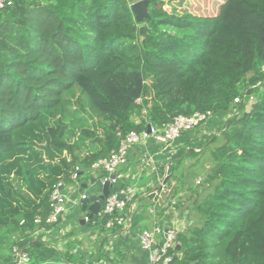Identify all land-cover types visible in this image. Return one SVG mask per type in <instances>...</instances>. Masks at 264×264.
Here are the masks:
<instances>
[{
  "label": "trees",
  "instance_id": "obj_1",
  "mask_svg": "<svg viewBox=\"0 0 264 264\" xmlns=\"http://www.w3.org/2000/svg\"><path fill=\"white\" fill-rule=\"evenodd\" d=\"M9 1L0 9V246L9 251L0 264H14L13 245L28 264L98 261L102 236L121 228L106 227L107 214L87 221L100 234L92 256L34 236L54 224L45 222L53 185L73 172L89 181L117 133L206 111L224 118L219 133L184 141L168 166L170 190H188L195 215L168 254L173 264H264V0H222L212 14L149 0L141 23L130 9L138 0ZM216 140L206 189L178 183L180 159ZM129 185L117 177L109 192Z\"/></svg>",
  "mask_w": 264,
  "mask_h": 264
},
{
  "label": "crops",
  "instance_id": "obj_2",
  "mask_svg": "<svg viewBox=\"0 0 264 264\" xmlns=\"http://www.w3.org/2000/svg\"><path fill=\"white\" fill-rule=\"evenodd\" d=\"M212 9L214 3L212 2ZM212 116V115H211ZM224 118H208L199 126L186 131L169 144L157 143L149 138L144 143L132 147L127 156L126 163L118 167L116 175L125 178L134 187L133 201L126 207V225L117 230L113 235L104 237V255L92 264H149L148 253L139 247L137 234L142 229H147L154 224L175 228L178 233L192 224L193 213L190 212L191 205L188 200V190H179L174 195L172 191L162 193L156 197L152 191L162 179L167 186H173L175 177L168 173V166L176 149L184 141L199 138L202 134H209L217 129ZM163 167V170L158 168ZM92 172V171H91ZM94 181L71 180L62 186L65 189L64 196L68 199L64 204V211L60 221L54 223L50 228H39L34 236L42 234L45 241L60 250H69L71 253H86L89 256L96 254L100 234L92 229L84 219L86 215L81 209V195H98L101 193L102 185L99 179L91 173ZM167 179V180H166ZM86 182L87 188L77 193L81 183ZM100 185V186H99ZM90 190V192H89ZM75 193H77L75 195ZM156 203L157 211L151 214L148 210ZM161 242V236H158ZM115 243L116 248H113ZM88 258H86V262Z\"/></svg>",
  "mask_w": 264,
  "mask_h": 264
},
{
  "label": "built area",
  "instance_id": "obj_3",
  "mask_svg": "<svg viewBox=\"0 0 264 264\" xmlns=\"http://www.w3.org/2000/svg\"><path fill=\"white\" fill-rule=\"evenodd\" d=\"M9 0H0V9L5 5H9ZM245 96V94H244ZM253 100L252 96H249L248 103ZM234 102H239V97L234 99ZM211 116L209 111L206 112H194L190 115H178L172 119V121L163 124L162 126H155L148 124L145 129L140 131L130 130L125 134L117 133L118 143L113 148L107 157L99 158L94 161L90 168L92 172L104 171L106 175L99 179L101 185L106 181L112 185L117 175L114 178H110L111 174H116L119 166L126 163L129 150L135 145L144 143L147 139L151 138L157 143L169 144L180 135L189 131L201 123L206 121ZM71 180H76V173L71 174ZM63 184L59 181L53 185L50 200L52 202V209L47 215L46 223H55L58 217L61 216L64 211V204L66 197L62 193ZM166 191H170V187L167 186L164 180H160L157 187L152 191V194L156 197ZM87 197L85 194L81 195V199ZM134 187L129 185L118 192L108 193L103 200V207L97 215L107 214L109 219L106 221L105 226L110 228L114 224L124 227L126 225L125 208L133 201ZM151 214H155L157 211L156 203L152 205L149 210ZM84 220L88 221L87 215L84 216ZM35 223H40V218L34 219ZM178 231L173 227H166L159 224H154L150 228L142 229L138 234L139 247L148 253L149 264H173L172 258L168 254V250L173 248L177 242ZM158 236H161V242H159ZM12 256L14 264H28V256L25 251L20 249L17 245L12 246Z\"/></svg>",
  "mask_w": 264,
  "mask_h": 264
},
{
  "label": "rangeland",
  "instance_id": "obj_4",
  "mask_svg": "<svg viewBox=\"0 0 264 264\" xmlns=\"http://www.w3.org/2000/svg\"><path fill=\"white\" fill-rule=\"evenodd\" d=\"M222 0H164L167 5L164 4V8L169 10L172 5L175 7L179 8L180 10L185 8L187 10L195 11L196 13H203V14H212L216 13L219 4ZM212 2H214V11H211L209 8L213 7ZM197 4V6H193ZM207 7V8H206ZM194 12V13H195ZM253 101V100H252ZM251 101V102H252ZM250 102V103H251ZM250 103L247 104V108H249ZM221 114H214L210 116V118L217 119L220 117ZM212 133H219V130L216 129ZM219 140L216 141H207L206 146L208 151L202 152L199 154V150L196 149V152H198L199 155L195 157H186L184 156L183 158L180 159L181 163L176 166L174 175L178 177V183H187L191 185V187H195L199 185V190L203 191L206 189V184L203 183V179L205 178L206 173L208 172L209 164H210V153L209 149L215 147L218 144ZM10 180L13 181L17 189H22L21 182L18 181L15 177L11 176ZM176 181V180H175ZM176 182H174L173 185H175ZM100 186V185H99ZM90 192V190H89ZM62 193H65V189L62 191ZM68 199L66 198V201ZM195 215H193V218ZM13 236V235H12ZM11 236V237H12ZM9 251L7 249L6 243L2 244L0 246V260L2 257L5 255H8Z\"/></svg>",
  "mask_w": 264,
  "mask_h": 264
},
{
  "label": "water",
  "instance_id": "obj_5",
  "mask_svg": "<svg viewBox=\"0 0 264 264\" xmlns=\"http://www.w3.org/2000/svg\"><path fill=\"white\" fill-rule=\"evenodd\" d=\"M148 4H149V0H138L135 1L134 3L131 4L130 9L132 11V13L134 14L135 20L138 23H141L144 19H147L149 17L148 14ZM139 32L140 34H144L145 33V28L143 25H141L139 27ZM79 169L85 170L82 167H79ZM116 176V174H111L110 178H114ZM94 181V178L90 179V183H92ZM87 183L83 182L80 184L79 189L77 191V193L82 192V190L87 188ZM109 186L110 184L106 181L103 185H102V189H101V193L98 195H90L88 197H85L83 199L80 200V204H81V209L82 211L85 212V214L88 216V218H91L94 215H97L101 209V205L103 203L104 198L108 195L109 193ZM75 193V195L77 194ZM84 219H81V223H83ZM60 221V217H58L57 222ZM175 249H179V245L176 244L175 245ZM173 261V260H172Z\"/></svg>",
  "mask_w": 264,
  "mask_h": 264
}]
</instances>
